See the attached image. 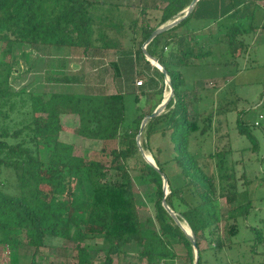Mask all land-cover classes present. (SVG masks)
<instances>
[{
  "label": "trees",
  "instance_id": "16d2710c",
  "mask_svg": "<svg viewBox=\"0 0 264 264\" xmlns=\"http://www.w3.org/2000/svg\"><path fill=\"white\" fill-rule=\"evenodd\" d=\"M260 1L200 0L187 19L147 46L146 52L164 67L174 89L165 111L148 122L141 137L143 150L153 156L159 173L143 159L136 138L144 118L162 103L163 88L136 86L140 90L134 93L135 102L139 104L142 98L144 104L137 106L134 120L126 126L125 93L119 91L46 94L13 90V55L18 45L77 48L85 56L98 50L131 53L137 49L145 60L142 47L151 34L186 10L192 0H157L151 7L95 0H0V247L34 249L31 264H35L46 240L53 239L73 244L69 249L74 253V264H97V255L102 264H115L114 258L124 254L126 246L137 244L141 247L137 254L140 264H174L181 257L175 247L182 246L185 257L194 264L191 241L162 206L164 174L170 190L166 202L181 223L190 227L199 264H243L242 255H232V239L240 233V222L254 212L251 186L264 180L260 170L264 165V124L245 120L247 111H240L235 127L237 148L211 155L218 161V175L209 174L190 150L191 137L205 136L214 119L234 113L238 102L222 103L211 112L192 113L191 90L185 88L182 68L191 66L193 60L201 62L213 56L208 42L214 40L218 46H228L233 60L226 64L239 69L240 56L234 51L240 47L247 53L245 35L264 27L256 22L257 17L264 18ZM135 9L138 13L133 15ZM150 12L159 13V18L153 19ZM193 20L208 21L209 26L193 29ZM213 25H217L216 34L200 36ZM109 66L118 79L121 75L116 62ZM154 70L164 79L158 69ZM262 103L264 109V100ZM64 114L78 117L79 139L117 142L109 165L75 155L74 146L60 140ZM259 119L264 120V110ZM157 135L169 143L167 149H158V154L169 150L172 155L163 161L153 154L151 141ZM241 138L249 141L248 146ZM42 144L49 153L47 160L42 159ZM248 152L255 155L254 165H258L253 179L246 171L238 175L237 167L243 165L241 159ZM228 155L233 160L230 173L223 163ZM171 162L180 169L182 181L177 186L166 174ZM131 168L140 169L141 183L155 190L156 225L141 220ZM76 181L88 184L87 198L76 196ZM251 231L255 233L252 252L256 254L264 246V232L258 228Z\"/></svg>",
  "mask_w": 264,
  "mask_h": 264
},
{
  "label": "rangeland",
  "instance_id": "374dc122",
  "mask_svg": "<svg viewBox=\"0 0 264 264\" xmlns=\"http://www.w3.org/2000/svg\"><path fill=\"white\" fill-rule=\"evenodd\" d=\"M102 2H111L116 4H133L135 7L152 6L150 1L140 2L139 0H95ZM229 2V0H228ZM152 4V5H151ZM264 8V0L258 2ZM257 11H261L258 9ZM133 15L138 13L135 9ZM150 12V17L153 19L159 18ZM263 18V17H262ZM262 18L256 19V22H264ZM248 28L247 22L243 23ZM209 22L205 20L191 21L190 27L199 29L208 27ZM218 32L217 25L207 28L206 31L200 32V36L207 37ZM223 36V35H222ZM224 37V36H223ZM245 44L248 45L247 53L241 51L239 47L234 51L239 61V69L235 65H227L226 63L233 60L231 52L226 44L220 46L213 40L208 44L212 47L213 56L203 61H191V66L182 68V73L185 77V88L191 90L189 96L190 110L194 114L202 112H211L223 103H228L237 100L236 111L232 114L221 115L214 119L212 129L205 136L194 134L191 137L190 150L193 154L199 157L200 163L209 174L218 175V161L210 156L215 155L219 151L228 150L230 147H236L237 134L235 132L237 116L240 111H247L245 120L251 123L263 122L259 116L263 112L261 106L264 100V28L261 27L252 34L245 35ZM144 47H142L143 49ZM14 70L11 77V87L13 90L26 89L34 93H74V94H92L98 92L107 94L114 92L113 83L122 84L126 87L125 91V106H126V126L131 124L136 116L137 106H143V99H140L139 104L135 102L136 82L143 81V86L140 88L155 90H164V97L170 95V89L162 79L154 66L151 67L150 73L144 71V61L142 55L137 49L133 52L125 51H92L88 58L84 57L83 50L77 48H57V47H31L28 45H18L14 52ZM129 60L122 69L123 78H115V73L109 66L112 62H122ZM253 66V67H252ZM127 70L139 71L140 77H133L132 74H127ZM135 73V72H134ZM134 75V74H133ZM138 76V75H135ZM80 82L81 84H77ZM122 89V88H121ZM140 90V89H139ZM61 124L64 131L61 133L60 140L74 146V153L85 160H93L103 162L109 165L111 161L110 152L117 148V142H94L90 140L79 139L76 136L78 129V118L73 115H62ZM258 124V123H256ZM202 126V124H201ZM259 132L257 129L255 132ZM241 142L248 146L249 141L241 138ZM153 154L158 155L163 161L172 157L169 150L162 155L158 154V149H167L169 143L160 136H155L151 141ZM237 146L239 144L237 143ZM42 148V159L47 160L48 151ZM149 158L152 155L147 154ZM238 158L239 156H235ZM154 159V158H153ZM240 160V159H238ZM243 165L239 164L238 175L244 171L248 177L253 179V175L258 169L255 164V155L251 152L244 154ZM227 172L232 171L233 160L231 155H228L223 160ZM246 168V169H245ZM166 174L171 182L177 186L181 184L180 169L173 162L169 163L166 168ZM264 171V165L262 169ZM130 174L133 178L134 192L138 205L141 220L145 224L156 225L154 222V188L144 186L140 179L142 171L140 169L131 168ZM258 178H262V174H257ZM3 178H5L3 176ZM76 196L79 198H87L90 194L88 184L84 182H74ZM250 197L253 199L254 212L246 221L240 222V233L232 239L234 258L236 254H240L244 258L243 264H264V246L255 250L254 239L255 233L252 228H258L264 232V180H256L251 186ZM223 207V211H224ZM252 241V242H251ZM93 244L100 246V243ZM66 246L71 251L73 244L58 242L57 240L47 239L46 246L42 248L36 256L35 264H74L72 256L73 252L63 249ZM207 247L205 242H202V248ZM180 248V247H179ZM133 257L130 264H140L138 252H141V247L133 244L130 249ZM34 249L20 248L16 250L8 247H0V264H31L34 255ZM178 251V250H177ZM177 253V252H176ZM178 254V253H177ZM97 264H102L100 255L96 256ZM70 258L72 261H70ZM225 259V258H224ZM235 264H239L236 262Z\"/></svg>",
  "mask_w": 264,
  "mask_h": 264
},
{
  "label": "water",
  "instance_id": "95a60500",
  "mask_svg": "<svg viewBox=\"0 0 264 264\" xmlns=\"http://www.w3.org/2000/svg\"><path fill=\"white\" fill-rule=\"evenodd\" d=\"M200 0H192L190 6L184 10L183 12H181L180 14L177 15V17H175L174 19H172L171 21H169L168 23H166L165 25L159 27L158 29H156L151 36L149 37V39L145 42V44L143 45V52H144V57L145 59L152 65L154 66L156 69H158L162 75L163 78L165 79L169 89H170V95L168 97H164L162 103L157 107V109L149 116L145 117L144 120L141 123V127H140V131L139 134L136 138V142H137V146L139 148V151L143 157V159L151 166L153 167L155 170H157L159 173H161V171L159 170L155 160L153 158H149L147 156V154L145 153V151L143 150L142 147V143H141V137L144 133V130L148 124V122L152 119H155L157 117H159L166 109L168 103L170 102V100L173 98L174 96V89L173 86L171 84L170 78L168 77L167 71L164 69V67L154 58H152L147 52H146V48L147 46L160 34L167 32L171 29H173L174 27H176L177 25H179L183 20L187 19L191 13L194 11L197 3ZM162 179H163V191H164V198L162 200V206L163 208L166 210V212L172 217V219L175 221V223L178 225V227H180V229L186 234V236L188 237V239L191 241L192 243V247L194 249V255H195V260H194V264H199V251L197 248V242L196 239L190 229V227L185 224V223H181V221L179 220L178 215L173 212V210L169 207V205L166 202V198L170 193L169 190V184H168V180L166 178V176L164 174H162Z\"/></svg>",
  "mask_w": 264,
  "mask_h": 264
},
{
  "label": "crops",
  "instance_id": "0c3cea01",
  "mask_svg": "<svg viewBox=\"0 0 264 264\" xmlns=\"http://www.w3.org/2000/svg\"><path fill=\"white\" fill-rule=\"evenodd\" d=\"M140 2H143L144 3V0H139ZM145 1H147V0H145ZM148 1H150L153 5H154V2L155 1H157V0H148ZM109 3H111V2H109ZM151 4V5H152ZM124 5H130V4H127V3H124ZM131 5H133V4H131ZM135 6V5H134ZM259 7L261 8V9H264L263 7H261L260 5H259ZM153 15L155 16V17H158L159 16V13H156V12H154L153 13ZM263 20H264V18H263ZM261 25H264V22H261ZM264 28V27H263ZM90 54V53H89ZM89 54L87 55V56H85L84 55V57L85 58H88V56H89ZM143 60V59H142ZM146 60V59H145ZM145 60H143L144 61V71H147L148 72V74L150 73V69H151V64H150V66L145 62ZM147 61V60H146ZM129 64L130 63V61L129 60H127V61H123L122 60V62H119V61H116V64L118 65V69L120 70V77L118 78V79H122L123 78V74H122V69L125 67V65L126 64ZM153 68V67H152ZM126 72H128L127 74H132V76L133 77H140L141 76V73L137 70V71H134V70H127L126 69ZM135 72V73H134ZM134 74V75H133ZM135 75H138V76H135ZM77 84H81L80 82H77ZM125 83H123V85H124ZM123 85L122 84H117L116 82H114L113 83V88H114V90L113 91H119V92H121V93H125V91H126V87H123ZM134 88H135V90L138 92L139 91V89L138 88H136V86L134 85V84H131ZM125 86V85H124ZM122 88V89H121ZM125 90V91H124ZM99 90H95V92H97V93H92V94H103V93H100V92H98ZM69 116V115H68ZM71 116H73V115H71ZM77 117V116H76ZM78 118V117H77ZM58 242H60V241H58ZM62 244H63V242H62ZM133 247V244H131V245H128V246H126L125 247V249H124V251H125V253L124 254H122V255H119V256H116L115 258H114V260H115V264H130L132 261H131V257H133V255H132V251L130 250L131 248ZM180 247V248H179ZM175 250H176V252L178 253V255H180L181 257L179 258V259H176V260H174V264H190V260L187 258V257H185L186 256V250H185V248L184 247H182V246H176L175 247ZM178 250V251H177ZM67 251H69V250H67ZM69 252H71V251H69ZM133 260V259H132ZM70 261H72V259L70 258Z\"/></svg>",
  "mask_w": 264,
  "mask_h": 264
},
{
  "label": "built area",
  "instance_id": "2783aa9c",
  "mask_svg": "<svg viewBox=\"0 0 264 264\" xmlns=\"http://www.w3.org/2000/svg\"><path fill=\"white\" fill-rule=\"evenodd\" d=\"M136 86H137V87H141V86H143V81H142V80L137 81V82H136ZM260 118L262 119V117H260ZM159 264H163V263H159Z\"/></svg>",
  "mask_w": 264,
  "mask_h": 264
}]
</instances>
